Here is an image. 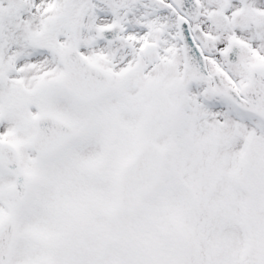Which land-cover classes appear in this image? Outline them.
Returning <instances> with one entry per match:
<instances>
[{
  "label": "snow or ice",
  "instance_id": "snow-or-ice-1",
  "mask_svg": "<svg viewBox=\"0 0 264 264\" xmlns=\"http://www.w3.org/2000/svg\"><path fill=\"white\" fill-rule=\"evenodd\" d=\"M0 264H264V0H0Z\"/></svg>",
  "mask_w": 264,
  "mask_h": 264
}]
</instances>
